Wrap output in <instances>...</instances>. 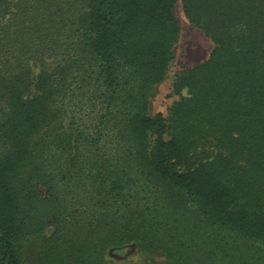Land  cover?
<instances>
[{"label": "trees", "instance_id": "16d2710c", "mask_svg": "<svg viewBox=\"0 0 264 264\" xmlns=\"http://www.w3.org/2000/svg\"><path fill=\"white\" fill-rule=\"evenodd\" d=\"M176 1L0 0V264H104L128 242L142 264H264V0H180L214 46L150 116ZM80 145L106 157L98 201ZM140 186L134 216L116 192ZM51 217L72 222L24 260Z\"/></svg>", "mask_w": 264, "mask_h": 264}, {"label": "rangeland", "instance_id": "374dc122", "mask_svg": "<svg viewBox=\"0 0 264 264\" xmlns=\"http://www.w3.org/2000/svg\"><path fill=\"white\" fill-rule=\"evenodd\" d=\"M174 5L175 6L173 8V13L179 26L178 38L173 47V56L168 64V70L165 73L166 75L164 76L163 80L160 83L156 84L150 91L147 107V112L150 116L156 115L158 113L166 116L170 105L174 101L186 95L185 89L180 92H176L174 89V82L177 76L179 75V73L187 71L192 66L203 62L208 57L214 46L211 37L203 29L192 23L187 18V16H185L181 8L180 0H177L176 4ZM65 122L67 123L68 121L66 120L64 121V123ZM155 137L156 135H151L150 139L152 140ZM86 150L92 152V155L80 157L77 162H81V166H84V168H86V173H83L84 175H88V177H98V180L95 181L97 182V185L93 189V191L95 190L94 200L98 201V197L102 196L105 191L111 190V192H113V189L111 188L113 183L109 177L111 174L107 170L101 171L98 165L100 164L102 167H105L106 165V157L102 156L101 153L98 157H96L94 153L102 151H95V148H88L80 145L77 148L76 152L77 154L81 153L83 155L90 153L86 152ZM144 181L148 180H145L144 177ZM148 182V188L151 190L154 188V186H157L156 183H153L152 181ZM38 188L43 196L48 195V187L46 185L38 183ZM144 188L145 186H140L138 187L137 193L131 194L123 192L122 190H120V187L118 188L116 193L119 194L120 203L124 204L126 201L133 202L131 205L125 207L126 213H132L134 216H138L140 214V203L143 201V198H140L139 200L138 196L143 194L141 191ZM136 194H138L137 197ZM75 206L78 207L79 205ZM84 208H73V210L76 213L77 209L80 210ZM67 220L68 218L66 217L63 223L61 220L60 223L56 224L53 217H51L45 224V227L42 230V234L40 233V236L38 238H33V241H31L30 243L22 245L21 250L24 253V260H35V258H37L39 254L42 253V244L40 243V240L46 236L51 237V235H53L54 233V235L60 236V233H62L60 231L64 230V228H66L65 226H69L72 222H68ZM79 242L80 241H77L73 245V247L77 250L79 247ZM102 251V259L104 261V264H142L145 262V260L151 259L150 255L146 256L142 253L143 250H138L137 244H135L134 242H128L121 245H105L103 246Z\"/></svg>", "mask_w": 264, "mask_h": 264}]
</instances>
